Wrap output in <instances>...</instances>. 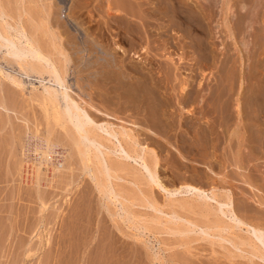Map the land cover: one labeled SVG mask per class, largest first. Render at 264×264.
<instances>
[{
  "label": "rangeland",
  "instance_id": "374dc122",
  "mask_svg": "<svg viewBox=\"0 0 264 264\" xmlns=\"http://www.w3.org/2000/svg\"><path fill=\"white\" fill-rule=\"evenodd\" d=\"M3 1L4 2H1L4 3L10 12L15 10L11 12L13 15H17V11L20 12V9H22L20 7L26 9L24 12L27 10L30 12L31 15L29 12H23V19H31L35 22H30L32 25V28L30 29L31 25L29 20L27 21V25L30 31L32 30V33L36 30L35 32L38 34L37 31L39 30L35 27L38 25L40 36L36 35L37 37H41L43 40L44 36L49 35L48 37L51 38L50 40L48 37H45L43 41L40 40L47 49H50L56 54L61 48L66 51L71 59L73 58L71 64L74 65V73H72L71 77L75 86L74 89L77 92L79 90L81 95L87 98L89 102H92L96 108L103 112L102 118L104 120L114 122L116 126L119 125L120 127L125 125L128 130L133 129V132L142 146H149L148 148L157 153L156 155L159 158L160 178L163 184L167 185L170 190L166 191L162 187L156 185L152 186L151 184L147 186L145 181V183L143 182L144 185L141 181V183H139L138 180V184H134L132 181L133 177L128 174L126 175L124 172L121 173L122 179L112 178V182L116 189H119L122 192L126 190L123 194L128 195L127 197L135 199L136 201L134 205L131 203L127 204L128 207L130 206V209L136 213V218H138L136 220L137 223H135L136 218L130 217L132 221L134 220L132 228L131 225H129L131 224L129 220L124 221L128 216L127 213L123 211L124 209L121 208V202L118 203V201H113L112 203L108 197L105 199L102 198L103 196L99 193L96 186H94L95 183L91 176L83 169L84 167L77 153V149L71 142L72 140L63 134L64 131L62 133V129L58 126L55 129V133L49 136L50 148L45 158L46 163L44 162L42 165L44 170L41 169V171L43 170L41 172L43 178L39 177V179L41 178L40 180L36 178L34 169H37L38 165L34 160L41 156L42 152L41 150H38V147L43 144L45 136L50 128V124H45V111L42 106H40V102L31 99L32 94H40L42 92V87L35 88V90L32 89L34 93L31 91L32 93L30 92L31 94H29L31 85L33 86L34 83H37V78L34 74L33 76L32 74L29 75L31 78L27 77L28 75L21 72L18 65L14 63L16 60L12 59V61L9 59L10 57L3 56V51L0 53V56L6 58L5 62L7 63H3L0 60V65L3 63L8 71L13 72V74L16 73V75L18 74L17 76H22L26 87L28 86V88H26L25 91L19 89L12 90L7 87V82L4 78L2 79V77H0V84H2L0 86V264H264L263 259L251 252L253 250L252 248L248 249V247L251 246L247 243L242 244L241 239H239L240 237L238 238L237 236H241L244 233L242 236L244 238L247 236L246 239H248V235L249 237L252 235V237H250L252 241L254 238L264 248V233L253 230L251 226H248L249 228L245 227L247 228L245 229L243 228L244 226H241V224L238 223L239 219H243L248 222V224L250 223L249 225L258 224L264 227V204H261L262 200L264 201V174L263 172L261 173L262 170L264 171L263 157L259 159L255 155L249 154L250 159L252 156V160L255 162L251 160L249 164L245 163L244 166H237L234 162V156L238 150V144L236 141H233L235 144H231V147L227 145L228 147L226 146L227 148L225 150L218 148L214 151V149L211 148L210 151H212V158L208 159V161L205 160L203 156V147L199 145V149H196V157L192 159L189 156V153H187L189 152V148L192 147H190V145L193 141L203 143L202 140H200L201 137L197 138L198 140H195L193 137L194 126H198L197 124L193 125L196 121V115L192 116V118H181L180 112H178L179 109L174 108L175 104H173V101L167 113V116L170 115L168 117L173 119H167L170 127L166 128L164 130L165 133L160 134V136L159 134L156 135L157 132L155 134L149 131L147 126L144 125V123L142 124L141 118L136 114H132V111L130 112V110L126 113L121 112L115 114L108 111L110 116H106V104L104 103L106 97H103V99L102 96L99 95L101 94L100 87L106 81L104 77L106 78V49H108V46L106 44V33H104V36L100 34L101 38H99L98 30L95 31V29L97 26L101 28L106 26L105 23L106 20H108V17L105 13L108 0H26L24 1L25 3H23V6L22 3H20L22 1L20 0H17V2L16 0H7L6 2L10 4L9 6L12 4V7H9L5 0ZM18 3L21 5L20 7L18 6ZM49 7L52 9V14L48 21L45 13ZM17 8L19 10H17ZM42 9H44L45 12H43ZM254 13L255 11L252 15ZM25 14H28L29 16L27 15L26 17ZM261 15L262 13L259 14L260 21L262 20ZM36 17L37 19H35ZM85 20H88V22L85 23ZM219 21L220 27L217 29V36L219 37L216 38L218 45L215 46L218 49L216 48L217 59L215 63L211 62V66H204V68L202 67L203 65L191 59L190 53L187 55L184 53L185 60L181 65V71L179 70L177 74L174 73L173 76H171V80L173 81L174 79L173 82L171 81V84L173 83L172 85L169 84L170 82L168 83L170 90H173L172 87H174V85H176V89L178 90L180 84L188 85V81L189 84L194 83V86H196L199 81H201L202 84L206 81L211 89H213L216 86L218 87L220 79L224 76L227 71L226 69H229V67H235L237 71H242L243 74L248 71L245 75H250L251 77L255 72H260V69L263 70L264 52L262 51V48L264 46L262 44H264V34H262L263 39L260 36V43L257 41L256 45L255 43L252 45L251 42L253 38L249 33L246 35L237 34L233 39L225 26L224 15ZM261 23L262 24H259L258 27L260 26L261 28L259 27V29L262 30L258 33V29L255 35H261V32H263L262 26L264 27V22ZM87 26H90V29H88V31L91 32L89 33L90 39H95L99 46L98 50L94 51V53H89V55H87V51H83L81 48L83 45L82 43L86 39L83 32L88 28ZM77 28H80L82 34L76 30ZM92 32H97L98 36L95 33L92 34ZM43 33H45V35ZM42 34L43 36H41ZM163 38L159 39L160 41L155 42V45H160V47L169 46V53L168 50L166 52L168 55H171V57H175L176 60L180 58V55L183 56V54H181V52L183 53L184 51L183 46L178 39H176V41L174 40L175 42L170 41L167 43L163 41ZM45 39L48 40V43ZM49 41L52 44L54 43V45ZM244 41L246 43H244ZM85 45L86 44H84V46ZM123 45L127 47L125 43H123ZM239 46L243 49L242 52V49ZM55 47L56 49H59L56 50ZM85 48L88 49L87 46H85ZM171 48L172 50L170 51ZM244 48H249L248 52L246 51L247 49ZM3 49L6 50V48ZM54 49L56 51H54ZM258 49L261 50L256 51ZM227 51H232L231 53L234 56ZM256 53H260V61L257 60L258 55ZM59 54H56V57H59L58 60L61 61L63 58ZM228 54L229 58H227ZM83 55H87V60L84 56L80 63L78 59ZM115 56L116 63L119 64L121 54L117 53ZM13 57L15 58V56ZM74 61L77 62L73 64ZM163 64L164 65L161 66L165 67V63ZM86 65L91 67L87 68ZM253 70L255 71L253 72ZM100 81L103 83H100ZM251 83L252 81L249 84L251 85ZM36 85L38 86V84ZM213 91L214 89L212 92ZM175 92L177 91L175 90L172 93ZM216 92L217 91L213 93ZM2 105L6 106L9 111L6 112L5 109L1 108ZM210 107H212V105H210ZM193 108L194 104L186 105V109L188 110ZM171 109L172 111H170ZM190 119L191 121H188ZM105 122L106 121H104V123ZM119 126H117V128ZM103 129L106 133V126H104ZM155 131L156 130H154V132ZM183 137H185V140ZM20 138H27L26 141L23 140V142L25 141L27 144L23 142L21 143L20 141L22 140ZM29 138L30 140H28ZM186 139L189 140L187 141ZM214 141L213 138L210 139V143H214ZM19 142L24 146H27L24 147L22 145L20 148ZM185 145L187 148H185ZM23 147L27 150H24ZM94 147L99 153L106 154L108 151L105 150L106 147L99 145H94ZM36 148L38 151L36 150L37 152L35 151V153H33L32 151ZM103 150H105V152H103ZM111 154H114L113 157L116 156L114 152ZM130 163L140 168L143 167L141 162L131 160ZM186 163L190 164L187 166ZM255 163H259V165L257 166ZM31 164L34 165L32 166ZM189 165L190 167L195 165L194 167L202 170L206 176H202V172L198 169L201 173H196L197 176L195 177V171L192 170V168L190 169ZM30 166H32V169ZM143 170L147 173L146 169L143 168ZM43 172L45 174H43ZM247 176H249V180H247ZM197 177L199 180L194 179ZM215 178H217V181H219L220 184L222 183L221 185L225 187H220V192L218 191L219 193L225 194L229 190L227 193L232 197L234 196L232 199L234 201L233 206L234 208L236 207L235 213L237 217L229 212L230 206L224 204L226 201H221L222 198L220 199L219 197L214 199V195L209 188L214 185L212 180ZM185 180L190 184L193 182L194 185H203V187L209 189V191L206 190V195L201 194L198 196L192 195V193L187 192L185 189H182L181 192L176 191L175 189H177V187L186 185L187 182ZM36 181L39 185H37ZM69 183L72 184L70 185ZM244 191L247 194H244ZM145 194L147 197L149 196L151 198L150 200H158L157 203L162 207H160L162 211L157 212L153 208H150V205L147 206V200L144 201L146 199V196H144ZM40 196L44 197L47 206H41L42 203L39 198ZM194 198L197 200L199 198V201H203V203L207 202L209 204L211 203L212 206L214 205L212 207L213 212H210L211 214L209 213L212 216L207 213L210 210L212 211V208H210L209 211L205 209L207 212H204V208H202V210L201 208L195 210V206H197L195 205L193 209L198 211L193 212V209L191 210L192 207H185L189 208V212L183 207H177V203L176 208H172L173 205L171 204V201H184L185 199L192 200ZM189 200L186 201L190 202ZM192 201L194 202V200ZM192 201L190 202L191 204ZM114 202L117 203V205ZM168 202L172 207L168 206L170 205ZM143 204L146 205L144 206ZM163 204L167 205L165 206ZM215 206H217V208ZM199 210L200 212L202 211V214L198 213ZM197 213L199 215H196ZM203 213L207 214L204 215ZM112 216L115 218L113 219ZM155 216L158 217L155 218ZM146 218H148V220ZM237 218L239 219L236 220ZM139 219L141 221H139ZM150 219L152 220V223L150 222ZM161 219L163 221H161ZM210 219H213L212 221L214 222V219H216L217 224L220 223V225L224 224L222 223V220L225 222L224 225H227L228 227L233 225L232 228L235 232L232 228L229 229L226 226L225 230L222 231L214 228L216 225H213ZM165 220H169L165 223L168 222L167 224H171V226L165 225ZM207 221L208 223L211 221L210 224L212 223L214 227L212 225V228L208 227L207 225L210 226V224L206 223ZM142 223H145L144 225H147V227L150 226L151 233H149V229L147 230ZM198 223L200 225H198ZM153 224L155 226H152ZM177 225L181 227L177 229ZM175 226L177 227L174 228ZM185 226L187 230L182 229ZM207 227L213 233H211L210 230H207ZM175 229L177 230L176 232ZM172 230L173 232H170ZM183 231L185 232L183 233ZM221 232L222 235L220 234ZM231 233L234 235H231ZM235 238H237L241 244L236 243L238 240L236 239V241ZM234 242L235 244H233ZM236 244L240 245L238 246Z\"/></svg>",
  "mask_w": 264,
  "mask_h": 264
},
{
  "label": "bare ground",
  "instance_id": "6f19581e",
  "mask_svg": "<svg viewBox=\"0 0 264 264\" xmlns=\"http://www.w3.org/2000/svg\"><path fill=\"white\" fill-rule=\"evenodd\" d=\"M1 1L4 2L3 0ZM1 1H0V53L4 51L5 55L2 54L3 56L8 57V58L10 57L9 59L11 60L15 59L16 62L14 63L18 65L21 72H24L25 74L28 75V76L26 75L27 77H30L29 76L30 74H32V76L33 74L35 75V77L37 78L36 80L37 83H34L33 86L31 85V90L29 91V94H31L32 92L34 93L32 89L35 90V88L37 89L38 87H42V90H41L42 92L40 94L39 93L32 94L31 99L33 101L40 102L41 104L40 106H42V108L45 111V117H44L45 124H50L49 132L46 134L43 144L38 147L39 148L38 150H41L42 154L41 156L38 157V159L35 158L34 160L36 164L38 165V168L34 169L35 172L33 170V172L36 175V178L39 179V177H42L41 172L44 170V168H42V165L45 162L46 155L50 148L49 136L55 133V129L58 126L59 128L62 129V133L64 131L63 134H65L67 137H69L72 140L71 142L73 146L77 149V153L84 167L83 169L85 170L86 173H88L91 176L92 180L95 183L94 186H96L99 193L103 196L102 198L105 199L106 197H108L112 201V203L113 201L115 202L118 201V203L121 202L122 204L121 208L124 209L123 211H125V213H127V216H128L127 218L124 219V221L129 220V222H131V224L129 225H131V227L133 228L134 220L132 221L130 217L136 218V215H135L136 213H134L132 209H130V206L128 207L127 204L131 203L134 205L136 201L135 199L127 197L128 195L123 194L126 190L122 192L121 190L116 189L115 185L112 182V178L122 179L121 173L124 172L126 175L128 174L133 177L132 181L134 184H138V182L139 183L142 182L143 184V182L145 181L146 183L145 182L144 183L147 186H149V184H151L152 186L156 185V186L164 188V190L166 191H169L170 189L167 187V185L163 184L160 178V175H159V158L156 155L157 153L154 152V150L148 148L149 146L143 147L140 141L138 140L137 136L133 132V129L128 130V128L125 125L124 126L122 125L121 127L117 125L119 126L117 128L114 122H111L109 120H104L102 118L103 112L100 109L96 108L95 105L92 104V102H89L87 98L81 95L79 93V90L78 92L75 91L74 89L75 86H74V83L72 82V77H71L72 73H74L73 72L74 65L71 64L73 58L71 59L66 53V51L62 50L61 48L60 50L58 48L59 51L58 53L56 52V54L58 55L60 53L59 55L63 58L61 60L62 62L58 60L59 57L58 58L56 57L55 52L51 51L50 49H47L41 43L40 41L42 40L41 37L36 36V35H39V31H40L38 25L36 24L37 26H35L37 27L36 29L39 30L37 31L38 34L35 32L36 30L34 29L33 30L36 34L34 32L32 33L31 32L32 30L30 31V29L32 28L31 23H35V22L31 19H28L29 23L32 21L30 23L31 26L29 29L27 25L28 20L25 19L26 20L25 21L23 19V15H24L23 12L26 9H24L23 7H20L21 5L18 3L19 4L18 6L22 9H20V12H19L17 11L19 10L18 9L19 7H18L16 10L18 14L13 15L11 12L15 10H12L10 12L7 9V7L4 5V3H2ZM6 1L7 0H5V2ZM20 1H22L20 3H22V6H23V3H25L24 1L26 0H20ZM7 5L9 6L10 4L7 3ZM9 7H12V4ZM42 10L43 12H45L44 9ZM254 11L255 13L252 15ZM263 11H264V0H108L107 6H106V13H105L108 17V20H106V23H105L106 26L102 28L97 26L95 29V31L98 30L99 38H101V35L104 36V33H106V44L108 46V49H106V58H107L106 59V72H105L106 78L104 77L106 81L104 82V84L101 85L100 87L101 94L99 95V96H102V98L106 97V101H104V103L106 104V116H110L108 111H111L115 114V113H121V112L126 113L130 110V112L132 111L131 112L132 114H136L137 116L141 118L142 124L144 123V125L147 126V129L149 131L155 134L157 132L156 135L159 134L160 136V134L165 133L164 130L166 128L170 127L169 126L170 124L167 119L168 118L169 120L173 119V118L170 119V117H168L170 115L167 116L168 109H170L171 103L173 101V104H175L176 106V107L174 106V108L179 109L178 112H180L181 118L187 119V118H192V116L196 115L195 116L196 121L193 123V125L197 124L198 126L196 125L194 126L193 137L195 138V140H198L197 138L201 137L200 140H202L203 143H200L199 141H193V143L190 145V147L191 146L192 147L189 148L188 150L189 152L187 153H189V156L192 159L196 157V149H199L198 148L199 145L203 147L204 149L203 156L205 160L208 161V159L212 158L211 156L212 151H210L211 148H213L214 151L215 149H218V148L225 150L228 146L231 147V144H235L233 143V141H236L238 144V150L236 152V155L234 156V160H235L234 162L236 163L237 166H240V165L244 166L245 163L249 164L250 161L253 159L252 156L250 159L249 154H253L259 159H261L262 157H263L262 159H264V67H263V70L260 69V72L259 71L255 72V74L252 77L250 75H245L248 72L247 69H246L247 72L243 74L242 71H237L235 67H229V69H226L227 71L224 74V76L220 79L218 87L216 86L217 90H216V87L213 88L214 89L213 92L217 91L216 93L212 92L213 89H211L210 85L206 81L203 84L201 81H199L197 82L196 86L193 85L194 83L189 84V81H188V85L180 84V87L178 86L179 87L178 90L176 89V85L172 87L173 90L169 89V84H171V81H172L171 76H173L174 73L177 74V72H179L180 68L182 67L181 65L184 63L185 54L187 55L190 53L191 59L203 65L202 67L204 66L208 67V65L211 66L210 65L211 62L215 63L217 59L216 58V52H217L216 48L217 47L215 46L218 45L216 42L217 41L216 38L219 37L217 36L218 35L217 29L220 27L219 20L222 18L223 15H224L225 26L228 32L230 33L231 38L234 39V36L237 34L246 35L249 33L251 37L253 38L251 42L252 45L254 43L256 45L257 41H259L260 43V36L261 38L264 36V35L262 36V34H264V27L262 26L263 32H261V35L259 34L255 35V33L260 27V26L258 27V25L259 24L261 25L262 24L261 22H264V12ZM26 12H29V11L27 10ZM259 12L262 13L261 21L259 19L260 18ZM45 14L49 21L50 16L52 14V9L49 7V9L47 10ZM35 19H37V17ZM10 20L13 22H11ZM86 22H88V20L87 21L85 20V23ZM87 27L88 28L85 29V31L83 32L85 34L84 36H86V39L83 43L81 42L83 44V45L81 44L82 45L81 48L83 51H87V55H89V53H94V51L98 50L99 46H98V42L95 39H90L89 33L91 32L88 31V29H90L89 28L90 26H87ZM41 30H42V26H41ZM76 30L80 34H82V31H80V28L79 29L77 28ZM260 30L262 29H259V31L257 32L260 33ZM93 33H95L98 36L97 32H92V34ZM43 34L45 35V33ZM43 34L41 36H43ZM48 36L49 35L44 36V38ZM48 38L49 40L51 39L50 37ZM161 38H163V41L167 43L170 41H174V40L176 41V39H178L182 43V46H183L184 51L183 53L181 52L183 56L180 55V58L177 57L178 59L176 60L175 57H171V55H168L169 46L160 47V45H155V42L160 41L159 39ZM47 39L45 40L48 43ZM123 43H125L127 47L124 46ZM244 43L246 42L244 41ZM84 44H86L85 46H87L88 49L85 48ZM52 45H54V43ZM242 45H246V44H242ZM262 45L264 46V44ZM3 48H6V50H4ZM263 48H262V51L264 52ZM55 49L54 51L58 50V49L56 50ZM244 49H247V48H244ZM248 49L246 50L247 52H248ZM167 50H168V53L166 52ZM171 50L172 48L170 49V51ZM259 50L261 49H258L256 51H259ZM242 51L243 49L241 50V52ZM231 52L229 51L228 53L230 54ZM117 53L121 54L120 56L121 59H119V64L116 63V60H115L116 59L115 54ZM229 54L227 58H229ZM256 54L255 55L258 57L257 60L260 61L259 59L260 53H256ZM13 56H15V58ZM84 56L85 55H83L82 57L79 56L80 59L78 60L80 61V63L83 60ZM261 59H262V56H261ZM0 60L4 63L6 61V58L0 56ZM226 60H229V59H226ZM75 62L77 61H74L73 64ZM3 63L0 65V77H2V79L4 78V80L7 82V87L12 90L19 89L21 91H25V89L28 88V86L26 87V84L22 76L21 77L17 76L18 74L16 75V73L13 74V72L8 71ZM163 63H165V67L161 66V65H164ZM86 66L87 68L91 67L89 65H86ZM255 70H253V72ZM20 75H23V74H20ZM251 81L252 83L250 85L249 83ZM100 83H103V82L100 81ZM36 84H38V86ZM1 85L2 84H0V86ZM169 90L172 92L176 90L177 92L172 93ZM187 104H194V108L191 110L186 109ZM210 105H212L213 108L210 107ZM1 108L5 109L6 112L9 111L8 108L4 105H2ZM171 108L174 109L173 107ZM172 109L170 111H172ZM188 116H191V117H188ZM104 121L106 122L104 123ZM188 121H191V119ZM100 122H103V123H100ZM104 126H106V133L108 134L104 132V129H103ZM189 128L192 129L191 127ZM152 129L156 131L154 132V130ZM58 132H61V131H58ZM185 137H183L184 140H185ZM211 138L215 140L214 143L213 142L210 143ZM20 139L22 140L20 141L22 143L23 140L26 141L27 138L26 139L20 138ZM28 140H30V138ZM25 141L23 143L27 144ZM20 142L19 144L21 148L23 144H21ZM94 145L106 147L105 150H108V151L106 152V154L99 153L95 149ZM195 145L197 146V148ZM185 148H187L186 145H185ZM24 150H27V149L24 148ZM36 150L37 148L33 150L32 152L35 153ZM105 150H103V152H105ZM113 152L116 154L115 157H113L114 154L113 155L111 154ZM197 154H198V151H197ZM131 160H134L136 162H141V165L143 167L140 168V167H137L131 164L130 163ZM256 165L258 166L259 163H257ZM32 166H30L31 169H32ZM194 166L190 167L189 165L190 169L192 168V170L195 171V174L196 173L200 174L202 170H200L199 168L196 169V167ZM143 168L146 169L149 175L143 170ZM41 169L43 170L41 171ZM262 172L264 174L263 170L261 171V173ZM43 174L45 173L43 172ZM201 175L206 176L204 172H202ZM194 176L196 177L197 174ZM194 179L196 180L198 179V177ZM254 179H255V176H254ZM247 180H249V176H247ZM212 181L214 185L213 186L211 185L212 187H210L209 189H211V192L214 195V199H217L218 197L220 199L222 198L221 201L222 200L226 201V203L224 204H228L230 206L229 212L233 215H236L235 213L236 207L234 208L233 206L234 201L232 199L234 196L232 197L229 193H227L229 190L225 194L219 193L220 187L223 186L221 185L222 183L220 184V182L217 181V178L213 179ZM133 183L132 185L134 186ZM263 183H264V180H263ZM69 184L71 185L72 183H69ZM37 185H39L38 182H37ZM182 189H185L187 192H190L192 193V195H195V196L205 194L206 190L209 191V189L204 188L203 185L202 186L201 185L198 186L197 184L194 185L193 182L191 184L187 182L186 185H183V186L181 185V187H177V189L175 190L181 192ZM244 194H247V193H245L244 191ZM144 196H146V194ZM148 197L146 196V199L144 200V201L147 200L148 202L147 206L150 205L151 206L150 208H153L157 212L162 211L161 210L162 207L159 205V203H157L158 200L156 201L155 199L153 201V200H150L151 199L150 197L149 198ZM39 198L42 203L41 206L42 207L47 206L46 205L47 202H45L46 200H44V197L40 196ZM199 198L198 200L195 198L192 199L194 200V202L189 199H185L184 201L174 200L173 202L171 201L172 200L171 198L170 201L173 207L169 202L168 203L170 205L168 206H171L172 208L174 207L176 208V203H177V207L178 206H180L181 208L183 207L184 209H187V211L189 212L190 210L188 209L192 207L191 208L192 210L195 205H197L195 206V210L199 208H201L202 210V208H204L203 210L204 212H207L205 211V209L209 211L210 208L214 206V205L212 206L211 203L209 204L207 202H204L205 203L204 204L203 201L202 202L199 201ZM186 200L187 201L189 200L190 202L192 201V204L190 202H187ZM115 204L117 205V203ZM261 204H264L263 200ZM163 205L166 206L167 204H163ZM187 206H189V208H185ZM215 207L217 208V206ZM195 210L193 209V212ZM210 212H213V208H212V211L210 210L209 212H207L208 215L211 214ZM198 213L202 214V211L200 212L199 210ZM198 213L196 215H199ZM156 217L158 216H155V218ZM114 218L115 217H113V219ZM137 219L138 218H136L135 221ZM146 219L148 220V218ZM151 219H150V222L152 221ZM238 219L239 218H237L236 220ZM214 220L215 222L212 221V223L213 225H216L215 227L212 225V223L210 224L211 221L209 223L208 221L206 222L210 224V226L207 224L206 225L208 227H211L212 225L214 228L220 229V231L225 230V228L228 227L227 225H224L225 222H223V220H222V223L224 224H221V225L220 223L217 224L216 219ZM139 221L141 220L139 219ZM161 221L163 220L161 219ZM166 221H169V220H165L164 224L171 226V224L170 225L167 224L168 222L165 223ZM135 223H137V221ZM238 223H240L241 226H244L243 228L251 226L253 230H256L258 232L260 231V233L261 232L264 233V227L258 224L249 225L250 223L248 224V222L244 221L243 219H239ZM144 224L143 226L146 227L147 230L149 229L150 231L149 233H151V230L149 228L150 226L148 225L149 227H147V225L145 226ZM154 224L152 226H155ZM198 225L200 224L198 223ZM177 226H175L174 228H176ZM232 226L228 228L231 229ZM179 227L181 226H178L177 229H179ZM208 227H207V230H210ZM182 229L187 230L186 226L183 227ZM176 231L177 230L175 229V232ZM170 232H173V230ZM184 232L185 231H183V233ZM211 233L213 232L211 231ZM220 234L222 235V232ZM231 235H234V234L231 233ZM242 235H244V233ZM242 235L241 236L237 235L238 238L240 237L239 239H241L242 244L244 243L249 244L251 247H248V246L246 247H248V249L252 248L253 250L252 251L250 250V251L253 252L254 255L264 260L263 246L259 242H257L254 238L252 241V239L250 238L252 237L251 234H250L251 235L250 237L248 235V239H246L247 236L244 238ZM236 239L237 238H235V240ZM236 243H240L239 240ZM233 244H235V242Z\"/></svg>",
  "mask_w": 264,
  "mask_h": 264
}]
</instances>
